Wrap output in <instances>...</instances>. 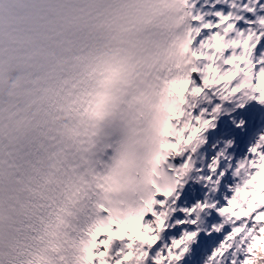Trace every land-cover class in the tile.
I'll return each mask as SVG.
<instances>
[{"label": "clouds", "instance_id": "obj_1", "mask_svg": "<svg viewBox=\"0 0 264 264\" xmlns=\"http://www.w3.org/2000/svg\"><path fill=\"white\" fill-rule=\"evenodd\" d=\"M0 264H264V0H0Z\"/></svg>", "mask_w": 264, "mask_h": 264}]
</instances>
